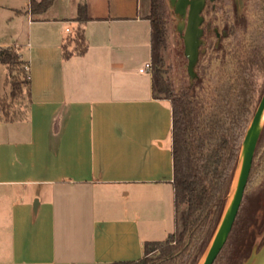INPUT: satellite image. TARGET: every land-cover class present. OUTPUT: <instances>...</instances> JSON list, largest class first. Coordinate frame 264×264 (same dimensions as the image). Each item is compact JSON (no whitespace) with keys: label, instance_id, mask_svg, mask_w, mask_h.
<instances>
[{"label":"crops","instance_id":"crops-1","mask_svg":"<svg viewBox=\"0 0 264 264\" xmlns=\"http://www.w3.org/2000/svg\"><path fill=\"white\" fill-rule=\"evenodd\" d=\"M86 1L89 48L64 59L79 0L41 13L0 0V48L16 47L31 78L26 116L0 120V264L136 260L152 240L142 221L175 227L172 107L141 70L150 0ZM7 75L0 62V87Z\"/></svg>","mask_w":264,"mask_h":264},{"label":"trees","instance_id":"trees-1","mask_svg":"<svg viewBox=\"0 0 264 264\" xmlns=\"http://www.w3.org/2000/svg\"><path fill=\"white\" fill-rule=\"evenodd\" d=\"M55 0H30L27 11L41 13ZM153 95L172 107L174 230L163 239L146 240L143 256L109 264H197L222 217L235 175L242 141L264 92V0H246V20L218 46L201 52L193 82H176L166 51L170 21L166 0H150ZM86 0H79L76 26L62 43V56L84 55L89 43ZM10 98L31 101L29 63L16 47L0 48ZM20 72V73H19ZM21 74V75H20ZM262 77V81H260ZM29 104V103H28ZM8 97L0 108L10 116ZM20 119V118H18ZM264 230V127L243 200L230 235L213 264H242L257 232ZM259 243L258 249L263 245Z\"/></svg>","mask_w":264,"mask_h":264},{"label":"water","instance_id":"water-1","mask_svg":"<svg viewBox=\"0 0 264 264\" xmlns=\"http://www.w3.org/2000/svg\"><path fill=\"white\" fill-rule=\"evenodd\" d=\"M176 17V31L181 33L184 42V55L187 58V73L193 82L197 76L196 64L199 60L200 48L204 44L201 38L203 28L201 14L205 0H167ZM264 127V92L246 129L240 155L232 181L231 189L220 222L207 248L197 264H213L225 245L237 214L239 212L245 188L252 168L257 144ZM242 264H264V243L258 249L255 246L250 256Z\"/></svg>","mask_w":264,"mask_h":264},{"label":"rangeland","instance_id":"rangeland-1","mask_svg":"<svg viewBox=\"0 0 264 264\" xmlns=\"http://www.w3.org/2000/svg\"><path fill=\"white\" fill-rule=\"evenodd\" d=\"M69 3L72 4L70 1H69ZM73 6L76 7L75 3H73ZM147 7H148L147 0H144L143 1V8L146 9ZM167 10H168V15H169L171 33H170V45L166 51V57L168 59V62L172 63V72H173V78L175 79V81L176 82L186 81L187 79H189V75L187 73V58L184 55V47H183V45H181L180 36L174 28L175 22H176V17L173 13V9L170 8L168 1H167ZM60 22L63 25L66 24V25L72 26V24L69 22H66V20H60ZM19 42H22V44H25L24 46H26L27 38L25 37L24 34L20 37ZM144 66H146V65H144ZM260 81H262V77H260ZM10 89H11V87H10L9 82H7L6 84L4 83L0 87V92L3 95H5L6 97H8V99H9L10 107L8 109H9L10 114H11L10 116L11 117L14 116L15 119L24 118L26 116V113L28 110V103H29L27 95L24 94V96H22L21 98H19L17 100H13L12 98H10V95H9ZM4 119H5V116H4V114L0 108V120H4ZM0 122H2V121H0ZM103 212H104V214H109L110 210L107 212L106 211H103ZM170 219H168V220H170ZM155 224L156 223H154V222H147V221L141 222V226L144 228V231L142 229L143 234H146L147 231H149V230L152 231L150 233V235H148L149 239H154V240L163 239L167 236L166 230H168L170 228L169 230L172 231L174 228V226L172 227V225H170L169 228L164 227L165 225H163L162 227L159 228ZM263 239H264V230H262L261 232H257L256 236H255L254 247L258 246L259 243Z\"/></svg>","mask_w":264,"mask_h":264},{"label":"flooded vegetation","instance_id":"flooded-vegetation-1","mask_svg":"<svg viewBox=\"0 0 264 264\" xmlns=\"http://www.w3.org/2000/svg\"><path fill=\"white\" fill-rule=\"evenodd\" d=\"M174 13V11H173ZM203 21L201 27L203 33L201 38L204 44L200 45L201 50L210 46H218L226 38H229L231 31L238 24H244L246 18V0H205L201 12ZM176 30V25H175ZM181 45L184 42L179 31Z\"/></svg>","mask_w":264,"mask_h":264},{"label":"built area","instance_id":"built-area-1","mask_svg":"<svg viewBox=\"0 0 264 264\" xmlns=\"http://www.w3.org/2000/svg\"><path fill=\"white\" fill-rule=\"evenodd\" d=\"M145 69H151V62L147 63L145 67H143L141 70Z\"/></svg>","mask_w":264,"mask_h":264}]
</instances>
